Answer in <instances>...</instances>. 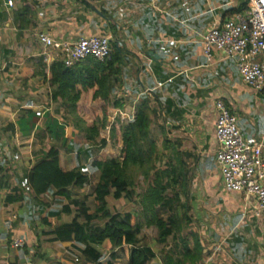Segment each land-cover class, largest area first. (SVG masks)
<instances>
[{
    "label": "crops",
    "instance_id": "0c3cea01",
    "mask_svg": "<svg viewBox=\"0 0 264 264\" xmlns=\"http://www.w3.org/2000/svg\"><path fill=\"white\" fill-rule=\"evenodd\" d=\"M249 2L0 0V181L22 179L51 147L58 149L60 166L66 171L75 168L76 150L68 152L49 137L47 117L65 124L64 139L68 143L81 149L87 144L73 129L64 106L52 97L53 89L48 84L51 64L42 57L44 47L37 35L67 43L107 37L110 52L115 47L121 58L120 73L110 81L109 127L100 135L107 146L94 158L81 159L88 185L72 189L67 200L44 197L47 207L35 217L31 201H4L7 189L0 182V264L82 261L80 245L56 240L52 233L73 222L81 224L93 215L99 175L90 165L119 157V129L133 120L143 101L151 109V136L158 142L171 140L184 163L190 230L199 231L196 235L203 249L202 264H264V220L253 218L254 203L244 195L224 191L216 166L218 144L214 137L215 102L220 100L236 118L237 128L248 143L264 141V95L243 83L234 61L215 50L206 59L200 44L211 26L242 12ZM110 127L114 128L112 136ZM114 151L116 157L106 155ZM114 202H121V211L111 212L108 207L111 214L138 213L133 197L123 195ZM156 214L163 220L169 215L166 208L157 209ZM145 230L146 235L147 230H153L157 236L155 229L143 228L138 232L139 241L145 240ZM201 235L207 237V244ZM18 239L24 241L23 249L11 247ZM188 243L192 247L191 237ZM124 252L116 250V260L111 263L127 264ZM106 255L103 264L108 261ZM155 257L160 260L156 253Z\"/></svg>",
    "mask_w": 264,
    "mask_h": 264
},
{
    "label": "trees",
    "instance_id": "16d2710c",
    "mask_svg": "<svg viewBox=\"0 0 264 264\" xmlns=\"http://www.w3.org/2000/svg\"><path fill=\"white\" fill-rule=\"evenodd\" d=\"M120 65V54L115 47H111L102 62L89 57L70 68L58 61L50 65L48 84L53 89L52 97L64 106V114L71 119L73 129L87 144L81 149L68 143L64 139L65 124L47 117L49 137L68 152L76 150V166L66 171L59 164L58 149L51 147L22 179L15 178L12 183L1 179V185L7 189L4 199L7 204L31 201L33 215L40 217L47 207L44 197L67 200L72 189L88 185L81 159H92L107 146L100 135L109 127L108 107L113 93L110 81L119 75ZM150 117L151 109L143 101L136 108L133 120L119 129V157L91 163V170L99 175L93 215L81 224L73 222L52 233L56 240H72L82 247L79 264H103V254L96 247H103L108 254L105 264L116 260V250L127 253V264H151V261L154 264H202L203 249L195 231L190 230L192 221L188 216L184 163L171 140L165 138L158 142L151 136ZM34 120L36 122V118ZM109 130L112 136L114 128ZM123 195L136 200L139 208L136 215L109 212L107 198L118 201ZM159 208H166L169 214L166 220L157 216ZM143 228H153L157 233V242L162 247L159 261L147 244L137 238ZM188 237L192 238V247H189Z\"/></svg>",
    "mask_w": 264,
    "mask_h": 264
},
{
    "label": "built area",
    "instance_id": "2783aa9c",
    "mask_svg": "<svg viewBox=\"0 0 264 264\" xmlns=\"http://www.w3.org/2000/svg\"><path fill=\"white\" fill-rule=\"evenodd\" d=\"M37 40L44 47V61L48 64L58 61L65 68L89 57L102 62L110 54L107 37L80 38L67 43L41 33ZM200 44L206 59L215 50L223 58L234 61L243 83L264 95V0H250L242 12L235 13L222 24L211 26ZM215 109L214 137L218 144L215 160L223 189L252 197L253 218L264 220V141L248 143L237 128L236 118L222 101L215 102ZM1 155L0 146V158ZM11 247L23 249L25 243L18 239Z\"/></svg>",
    "mask_w": 264,
    "mask_h": 264
},
{
    "label": "rangeland",
    "instance_id": "374dc122",
    "mask_svg": "<svg viewBox=\"0 0 264 264\" xmlns=\"http://www.w3.org/2000/svg\"><path fill=\"white\" fill-rule=\"evenodd\" d=\"M116 153L117 152L114 151L113 153H110L109 152V154H106V155H108V156H111L112 155V156H115L116 157L117 156ZM107 202H108V207L111 210V212H119V211H121V202H114L111 198H108L107 199ZM118 206H120V207H118ZM197 232H199V231H197ZM143 233L146 235V230ZM147 233L148 234L146 235V237L144 236L145 237V240H142V243H145V244L149 245L150 247H152V249L155 251L157 257H160L159 256V254H160L159 251L162 249V247L160 245H158V243H157V239H156L157 236H156L155 232L153 230H147ZM200 237H201V240L203 241V243L204 244H207L205 242V240L207 239V237L205 236V238H204L202 235ZM171 245H172L171 244V241L168 240L167 241V246L170 247ZM101 252L103 254V258L104 257L107 258V255H106L107 253L105 252V250H103ZM125 257H126V255H124V259H123L124 261L126 260ZM117 264H120V262H118ZM151 264H154V263L151 262Z\"/></svg>",
    "mask_w": 264,
    "mask_h": 264
},
{
    "label": "water",
    "instance_id": "95a60500",
    "mask_svg": "<svg viewBox=\"0 0 264 264\" xmlns=\"http://www.w3.org/2000/svg\"><path fill=\"white\" fill-rule=\"evenodd\" d=\"M248 201L253 202L254 203V199L252 197H247Z\"/></svg>",
    "mask_w": 264,
    "mask_h": 264
}]
</instances>
